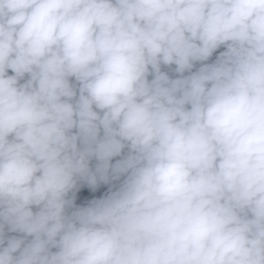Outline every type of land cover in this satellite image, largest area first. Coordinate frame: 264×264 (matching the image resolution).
<instances>
[{"label": "clouds", "instance_id": "9594fccd", "mask_svg": "<svg viewBox=\"0 0 264 264\" xmlns=\"http://www.w3.org/2000/svg\"><path fill=\"white\" fill-rule=\"evenodd\" d=\"M0 264H264V0H0Z\"/></svg>", "mask_w": 264, "mask_h": 264}, {"label": "trees", "instance_id": "16d2710c", "mask_svg": "<svg viewBox=\"0 0 264 264\" xmlns=\"http://www.w3.org/2000/svg\"><path fill=\"white\" fill-rule=\"evenodd\" d=\"M105 189L101 188L100 190H98V192L95 194L96 196L100 195Z\"/></svg>", "mask_w": 264, "mask_h": 264}]
</instances>
